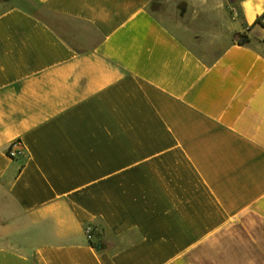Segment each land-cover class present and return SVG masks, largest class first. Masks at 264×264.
Segmentation results:
<instances>
[{"label":"crops","instance_id":"obj_1","mask_svg":"<svg viewBox=\"0 0 264 264\" xmlns=\"http://www.w3.org/2000/svg\"><path fill=\"white\" fill-rule=\"evenodd\" d=\"M0 264H264V0H0Z\"/></svg>","mask_w":264,"mask_h":264},{"label":"built area","instance_id":"obj_2","mask_svg":"<svg viewBox=\"0 0 264 264\" xmlns=\"http://www.w3.org/2000/svg\"><path fill=\"white\" fill-rule=\"evenodd\" d=\"M19 147H21V142H20V141H17V142H15V143H13V144L11 145V147L9 148V155H10L11 157H17V156L20 154V152L18 151V148H19ZM86 234H87V236H88V238H89L90 240L93 239L92 228H87V230H86Z\"/></svg>","mask_w":264,"mask_h":264},{"label":"trees","instance_id":"obj_3","mask_svg":"<svg viewBox=\"0 0 264 264\" xmlns=\"http://www.w3.org/2000/svg\"><path fill=\"white\" fill-rule=\"evenodd\" d=\"M257 22H262V21H261V19L259 18V19L257 20ZM246 39H247V37H246L245 35H241L238 41H239V43H244V42L246 41ZM93 244H96V243L93 242Z\"/></svg>","mask_w":264,"mask_h":264},{"label":"rangeland","instance_id":"obj_4","mask_svg":"<svg viewBox=\"0 0 264 264\" xmlns=\"http://www.w3.org/2000/svg\"><path fill=\"white\" fill-rule=\"evenodd\" d=\"M5 1H7V0H5Z\"/></svg>","mask_w":264,"mask_h":264}]
</instances>
